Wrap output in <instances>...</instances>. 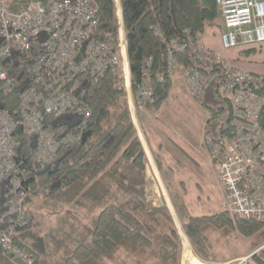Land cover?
I'll list each match as a JSON object with an SVG mask.
<instances>
[{
  "label": "built area",
  "instance_id": "2783aa9c",
  "mask_svg": "<svg viewBox=\"0 0 264 264\" xmlns=\"http://www.w3.org/2000/svg\"><path fill=\"white\" fill-rule=\"evenodd\" d=\"M6 1L0 0V97L5 99V107L0 106V248L13 260L32 263V253L16 242L31 216L25 186L29 173L17 162L15 134L33 139V164L52 165L59 148L76 142L91 118L86 88L108 72L123 78L133 120L137 108L154 103L152 59L143 62L135 98L120 0H113L116 36L108 38L98 30L96 0L31 1L18 13L8 10ZM215 2L220 50L196 37L193 65L169 50L166 71L198 103L213 91L219 104L209 125L216 128L212 135L205 127L204 139L225 211L233 221L264 225V92L251 73L223 56L264 44V0Z\"/></svg>",
  "mask_w": 264,
  "mask_h": 264
},
{
  "label": "trees",
  "instance_id": "16d2710c",
  "mask_svg": "<svg viewBox=\"0 0 264 264\" xmlns=\"http://www.w3.org/2000/svg\"><path fill=\"white\" fill-rule=\"evenodd\" d=\"M48 0H7L6 7L20 12L29 2ZM98 30L108 38L116 36L113 0H96ZM127 41V56L132 82L141 80L143 62L152 59L149 83L154 103L145 108L154 113L169 99L171 78L166 71L170 50L180 62L192 66L191 46L196 37L218 23L215 0H120ZM174 42V46L169 44ZM263 45V44H262ZM179 46L184 51L179 52ZM260 46V45H259ZM255 48L241 53H253ZM264 92V76L255 77ZM210 90L200 104L207 108L206 130L214 135L219 104ZM136 98V95H135ZM0 106L5 107L2 97ZM85 100L91 118L80 138L59 148L56 161L45 168L31 160L34 141L23 133L15 135L20 143L17 162L29 173L26 181L27 210L31 222L18 230L16 242L33 255L32 263L23 264H109L120 253L145 254L153 250L162 264H181L182 239L166 208H151L146 190L147 157L128 110L120 74L108 72L88 85ZM7 104V103H6ZM62 120L57 121L61 123ZM209 126V127H208ZM160 168L159 157L155 158ZM67 207V211H62ZM62 216L52 235V257L49 241L37 231L40 218ZM64 219V220H63ZM233 220L225 211L211 215L185 216L183 233L195 256L203 263L217 261L212 233L227 234L235 228L244 237H253L264 225L253 221ZM66 225V228H65ZM0 264H22L4 255ZM249 264H264V251L251 257Z\"/></svg>",
  "mask_w": 264,
  "mask_h": 264
},
{
  "label": "rangeland",
  "instance_id": "374dc122",
  "mask_svg": "<svg viewBox=\"0 0 264 264\" xmlns=\"http://www.w3.org/2000/svg\"><path fill=\"white\" fill-rule=\"evenodd\" d=\"M219 30V24H216L206 30L205 36L217 33ZM173 84L181 85L180 88H183L181 80L173 78L171 86ZM126 101L129 106L127 94ZM145 109H136L135 113L138 115L135 117L136 123L141 133L142 121H149L144 126L142 125V130L163 167V172L158 173L159 183L149 169L150 167H147L148 204L151 208H166L172 216L182 239L181 264H183L185 253L190 252L195 257L182 231L185 216L211 215L225 211L222 192L210 165L207 143L204 139L208 110L192 100L184 90H179V87L171 90L169 99L160 109L161 112L148 113ZM160 185L166 193L165 197L161 194ZM67 209L64 207L62 211H67ZM42 214L37 231L48 239L49 252L53 259L51 238L52 235L57 238L61 237V231L59 232L57 228L62 221V216L47 217L44 212ZM232 222L233 225L236 224V221ZM227 230V234L224 235L218 233L211 235L215 257L218 260L212 264H249L253 255L264 251V229L253 237L242 236L236 227ZM243 256H246L243 258L246 259L245 261L240 259L227 263L233 257ZM198 262L201 264V261L198 260ZM109 264L162 263L153 250H146L145 254L138 255H128L122 252L114 262Z\"/></svg>",
  "mask_w": 264,
  "mask_h": 264
},
{
  "label": "crops",
  "instance_id": "0c3cea01",
  "mask_svg": "<svg viewBox=\"0 0 264 264\" xmlns=\"http://www.w3.org/2000/svg\"><path fill=\"white\" fill-rule=\"evenodd\" d=\"M220 29V28H219ZM219 34H220V30L217 32V33H212L208 36H203L202 38L204 39V42L205 44L210 48V49H213L215 51H218L220 50V41H219ZM253 47H248V48H238L237 50H233L231 52H223V56L227 59H230V60H233L235 62L236 65L240 66L242 69L248 71L249 73H251V75H253L254 77H263L264 76V44L263 45H260V46H257V47H254L255 48V51L253 53H244L242 54L241 52L243 50H247V49H251ZM183 88H180L181 85H174L172 86L171 90L173 88H176V87H179V90H185L184 88V85L182 84ZM171 94V93H170ZM166 104V103H165ZM164 106V105H163ZM146 110V109H145ZM148 113L150 111L146 110ZM161 112V110L157 111V113ZM152 113V112H151ZM138 116V115H137ZM138 119V118H137ZM138 121V120H137ZM143 123L141 124V133H140V129L138 128V124L136 123L135 125V128H136V131H137V135L141 141V144H142V147H143V150L146 154V157H147V161H148V164H147V167L151 170L152 174H154L157 182L159 183L158 179L159 178V174L158 173H161L163 172V167H162V163L160 162V168L161 170H159V167L157 165V162L155 160L156 157H158L154 152L153 150L151 149L149 143H148V140H147V136L144 132V130H142V125L144 126L146 124V122H149V121H142ZM145 128V127H144ZM156 166V169L155 166ZM160 191H161V194L163 197H165V192L164 190H162V187L160 185ZM183 231V230H182ZM185 236V235H184ZM186 238V237H185ZM187 240V239H186ZM188 241V240H187ZM191 246V245H190ZM192 248V247H191ZM193 250V249H192ZM194 254V252H193ZM196 257V256H195ZM193 257L191 255L190 252H187L185 253L184 255V258H185V263L187 264H200L198 262V258L196 257ZM246 256H243V257H233L231 258V260L227 263H230L234 260H240V259H243L245 258ZM200 261V260H199ZM218 261V260H217ZM216 261V262H217ZM201 264H203V262H201ZM207 264V263H206ZM212 264V263H211Z\"/></svg>",
  "mask_w": 264,
  "mask_h": 264
},
{
  "label": "bare ground",
  "instance_id": "6f19581e",
  "mask_svg": "<svg viewBox=\"0 0 264 264\" xmlns=\"http://www.w3.org/2000/svg\"><path fill=\"white\" fill-rule=\"evenodd\" d=\"M89 106V105H88ZM90 108V107H89ZM21 246V245H20ZM23 246V245H22ZM23 264V263H22Z\"/></svg>",
  "mask_w": 264,
  "mask_h": 264
}]
</instances>
